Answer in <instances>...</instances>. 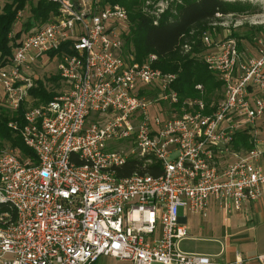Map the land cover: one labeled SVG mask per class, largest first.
I'll use <instances>...</instances> for the list:
<instances>
[{"label": "built area", "instance_id": "2783aa9c", "mask_svg": "<svg viewBox=\"0 0 264 264\" xmlns=\"http://www.w3.org/2000/svg\"><path fill=\"white\" fill-rule=\"evenodd\" d=\"M58 13L24 34L7 64L0 62L2 105L33 155L0 147V264H93L111 256L132 264H264V253L222 259L184 253L190 234L181 210L228 215L264 198V41L256 49L203 29L183 37L182 53L198 56L222 81L217 99L181 102L174 72L151 53L125 52L129 14L121 3L48 0ZM177 0H146L159 16ZM217 14L209 26H229ZM252 24L264 20L251 19ZM236 19L234 25L241 24ZM255 52V53H254ZM53 53V55H52ZM58 61L60 86L34 104L41 58ZM46 82V81H45ZM197 89L204 93L202 85ZM245 131L250 147H235ZM129 158L150 172L118 176Z\"/></svg>", "mask_w": 264, "mask_h": 264}, {"label": "trees", "instance_id": "16d2710c", "mask_svg": "<svg viewBox=\"0 0 264 264\" xmlns=\"http://www.w3.org/2000/svg\"><path fill=\"white\" fill-rule=\"evenodd\" d=\"M31 0H7L0 5V62L5 65L11 59L13 49L20 43L24 34L34 27L47 23L58 13V4L48 0H38L31 4V15L22 24V28L14 30L19 16ZM102 3H121L129 14V29L124 35L125 52L135 54V59L143 61L147 55L158 56L156 65L164 72H174L177 79L173 88L178 92L181 102L189 97H203L207 102L217 99L222 89V81L211 71L200 56H191L181 52L179 46L183 37L190 31L203 30L208 22L217 14H236L248 11L251 6L243 1L230 0H177L166 12L157 16L152 11H144L146 0H101ZM250 37V36H248ZM201 49L196 43L195 51ZM53 55V53H52ZM46 81V82H45ZM202 85V94L197 85ZM60 86V76L57 73L39 79L37 86L30 90L33 103L40 105L48 103L57 94ZM0 100V147L8 146L22 155H33L20 134L16 133L9 122L17 120L24 123L23 112L25 104L17 112L7 110ZM235 147H250L249 137L245 131L236 135ZM135 172H150L158 175L160 167L149 166L144 159L129 158L118 169V176H126Z\"/></svg>", "mask_w": 264, "mask_h": 264}, {"label": "rangeland", "instance_id": "374dc122", "mask_svg": "<svg viewBox=\"0 0 264 264\" xmlns=\"http://www.w3.org/2000/svg\"><path fill=\"white\" fill-rule=\"evenodd\" d=\"M38 0H31L27 8L21 12L18 22L14 26V30L22 28V24L27 21L31 15V4L37 3ZM235 1V0H230ZM249 3L251 8L248 11L236 13L235 17H226L224 20L231 21L229 26H217L213 29L209 26V22L204 29H211L214 38H222L228 35L239 38L243 47L250 46L254 50L259 43V40L264 41V23L252 24L251 19L264 20V0H237ZM7 0H0V5L3 6ZM236 19H242L241 24L234 25ZM130 23V22H129ZM130 25V24H129ZM202 31V30H201ZM200 31V32H201ZM200 33L196 31L194 38L199 40L198 35ZM250 36V37H248ZM202 49V47H201ZM255 53V52H254ZM201 55V50L199 55ZM49 54H45L38 62L41 66L36 69L37 75L47 77L57 72L58 61H49ZM0 93L3 94V88L0 85ZM262 135L264 136V122L261 123ZM255 212H249L247 216L241 214V212H234L233 214L226 216L221 211L210 210L206 216L201 214L189 213L188 211L181 210V217H186L184 222L190 226V234L183 239L176 242L177 248L184 253H199L207 254L209 252H217L223 246L226 245L227 235L237 234L238 231L250 228L247 231V235L252 238L258 237L261 244H264V221H261V216H257L253 221L247 220L253 217ZM257 227V232L251 230V226ZM236 241V238H232ZM93 264H132L128 261H123L111 256H102ZM158 264V263H155Z\"/></svg>", "mask_w": 264, "mask_h": 264}, {"label": "crops", "instance_id": "0c3cea01", "mask_svg": "<svg viewBox=\"0 0 264 264\" xmlns=\"http://www.w3.org/2000/svg\"><path fill=\"white\" fill-rule=\"evenodd\" d=\"M210 210H218L221 211L224 215L229 216L227 213L222 211L216 205H212ZM255 212L250 219L253 221L257 216H261V221H264V198H262L258 202L248 203L244 205L243 214L247 216L249 212ZM242 214V212H241ZM250 228H246L244 230L238 231L237 234H229L227 235L226 245L223 246L217 252H209L207 254L217 255L222 259H234L237 255L243 256H253L258 253H264V244H261L258 240V237L252 238V236L247 235V231ZM251 230L257 232V227L255 225L251 226ZM232 238H236V241H233ZM245 264H254V263H245Z\"/></svg>", "mask_w": 264, "mask_h": 264}]
</instances>
